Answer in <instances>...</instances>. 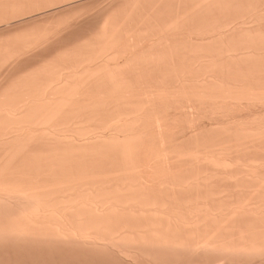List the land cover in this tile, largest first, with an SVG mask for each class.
Masks as SVG:
<instances>
[{"label": "bare ground", "instance_id": "bare-ground-1", "mask_svg": "<svg viewBox=\"0 0 264 264\" xmlns=\"http://www.w3.org/2000/svg\"><path fill=\"white\" fill-rule=\"evenodd\" d=\"M3 24L0 264H264V0H0Z\"/></svg>", "mask_w": 264, "mask_h": 264}, {"label": "rangeland", "instance_id": "rangeland-1", "mask_svg": "<svg viewBox=\"0 0 264 264\" xmlns=\"http://www.w3.org/2000/svg\"><path fill=\"white\" fill-rule=\"evenodd\" d=\"M95 12H96V11H92V13H90L89 15L86 16V17L89 16V18H90L89 21H90L91 19L94 21V18H95L94 16L96 15ZM93 17H94V18H93ZM90 22H92V21H90ZM4 26H5V24L1 25L0 28H1V27H4ZM1 30H2V29H0V31H1Z\"/></svg>", "mask_w": 264, "mask_h": 264}]
</instances>
